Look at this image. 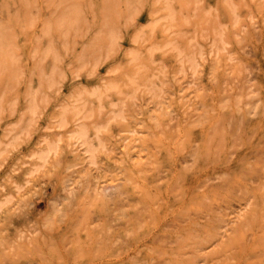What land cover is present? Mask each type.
I'll return each instance as SVG.
<instances>
[{"label":"rangeland","instance_id":"374dc122","mask_svg":"<svg viewBox=\"0 0 264 264\" xmlns=\"http://www.w3.org/2000/svg\"><path fill=\"white\" fill-rule=\"evenodd\" d=\"M12 1L0 0V24H7L10 29L18 59L17 79L13 83L4 81L0 86V185L6 186L9 179L21 180L26 169L24 162H28L27 155L37 148L40 137L45 133H59L55 127L56 119L64 106L74 103L73 95L120 76L121 71H113L124 64V53L134 46L130 43L134 34L144 30L150 21L155 0H142L141 5L132 7L131 11L139 8L134 23L128 24L122 18L116 22L108 18L109 25L118 30L121 43L120 51L108 59L104 53L95 60L91 54H86L102 25V17L94 16V10L101 7L102 0H89L87 5L71 8L82 19L81 30L65 41L53 40L54 50L60 55L57 63L51 57L44 63L33 57L43 37L44 18L50 14L48 9L38 2L31 11L33 25L28 30L21 29L7 22L9 13L15 10ZM216 5V0L200 2V10H211L209 25L216 15ZM193 6L183 11L176 2V11H183L188 23L176 27L170 36L165 32L167 26L164 23L159 24L157 33L153 35L147 28L145 39L149 41L146 45L162 46L172 39L179 40L180 33L188 39L193 38L196 30ZM241 10L244 29L229 33L230 52L236 57L233 64H226L224 57L218 61L207 57L201 77L194 85H189L174 77L169 54L165 50L156 52L153 61L147 65L152 68V76L164 69L166 71L165 77L156 79L157 83H164L167 93L164 103H154L140 92L137 101L127 108L128 121L112 123L110 131L104 135L109 151L101 155L99 168L88 176L77 173L81 169L79 167L67 169L73 161V154L67 149L27 187L0 221V264H44L43 254L37 250L34 255L28 247L35 248L38 240H44L50 223L58 216L61 219L57 223L58 230L64 232L65 218H81L79 211L83 204H86L93 226L97 225L99 218L93 206L89 205L95 202V189L109 188L107 195L114 197L118 191L116 187L125 177L124 169L130 159L128 153L148 161V154L157 152L160 146L172 151L170 162L173 168L169 170L164 164L156 176L162 178L161 181L169 178L189 180L188 186L196 189L200 200L195 206L188 205L187 209L186 204L192 199L191 192L175 188L171 193V203L176 213L172 220L167 218L164 225L174 222L177 230L178 223L184 219L200 224L203 256L199 264H264V220L261 217L264 186V3L243 0ZM50 41L44 37L41 49L45 50ZM95 65L96 71L92 72ZM53 68L57 69L55 80L60 84L41 90L40 73L46 79ZM37 90L41 99L45 96L49 101L40 104L36 123L27 135L23 129L30 120L28 95ZM117 99L110 97L109 101H121ZM111 111L108 107L93 118L92 123H106ZM128 131L133 134H128ZM17 137L16 143L9 145ZM125 138L127 140L123 142ZM74 177L77 178L73 181ZM249 201L252 204L244 224L230 223L236 220L237 213ZM182 213L184 218L180 216ZM110 226L115 231L120 228L118 221L110 222ZM95 230L96 238L102 237L103 234ZM88 239L78 254H74L68 237L63 243L60 264L119 263V258L96 251L91 245L92 240ZM121 242L118 239L116 243L119 245ZM185 251L189 250L182 252ZM184 257L190 259L192 255Z\"/></svg>","mask_w":264,"mask_h":264},{"label":"bare ground","instance_id":"6f19581e","mask_svg":"<svg viewBox=\"0 0 264 264\" xmlns=\"http://www.w3.org/2000/svg\"><path fill=\"white\" fill-rule=\"evenodd\" d=\"M141 1L102 0L101 7L98 8L91 4V7L96 8L94 16L98 19L102 17V25L100 24V30L86 50V54H91L94 60L97 56L100 59L102 53L105 59L117 54L121 46L120 36L114 25H109L108 18L114 21L126 19L128 24L136 22L139 8L137 7L134 11L131 9L135 4L141 5ZM241 1L243 2V0H216L217 12L213 16L212 25H209L211 10H200L201 0H155L150 11V21L144 30L134 34L130 41L134 46L124 53V64L113 71V73L121 71L120 76L104 85L94 86L90 90L85 89L73 95L74 103L64 106L56 119L55 127L59 133L42 135L37 148L27 155L28 162H24L26 169L21 180L9 179V185H0V221L13 208L27 187L61 158L67 149L73 154V161L67 167L68 170L79 167L81 169L77 173L88 176L92 170L98 169L101 155L109 151L104 135L110 131L112 123L128 121L127 108L137 101L140 92L149 96L154 103H164L166 89L164 83L160 81L159 84L156 79L165 77L166 71L164 69L152 76L150 75L152 68L147 65L153 61L156 52L165 50L169 54L174 77L177 80H184L189 85H194L195 81L201 77L203 62L207 57L217 61L224 57L226 64H233L236 57L230 52L229 33H238L244 29ZM256 1L264 3V0ZM38 2L41 3V7L48 9L50 14L44 18L43 37L33 57L38 58L41 63L51 57L57 63L60 61V55L54 50L53 40L61 42L71 35L79 34L82 19L75 9L71 8L79 4L87 5L89 0H13L12 6L15 10L8 12L7 22L28 30L34 23L31 11L36 8ZM176 2L183 11L194 4L196 25L194 37L188 39L180 33L179 40L172 39L162 46L146 45L149 41L145 39L147 28L150 35H153L157 33L159 24L164 23L167 26L165 32L170 36L176 27L188 23V18L183 11L181 13L176 11ZM9 30L7 24H0V86L4 84V81L13 83L18 76V59L14 52L13 35ZM44 37L50 38L51 41L48 47L42 50L41 41ZM95 71L96 65L92 72ZM56 74V68H53L46 79L44 74L40 73V89L58 86L60 82L55 80ZM59 89L57 88L58 91ZM40 94L37 90L28 95L27 112L30 120L23 129V133L27 135L36 123L40 104L42 102L46 104L49 101L45 96L41 99ZM110 97H116L121 101L110 102ZM108 107L112 109L110 119L101 125L92 123V119ZM127 133L133 134L131 131ZM18 139L19 137L15 138L9 145H14ZM126 140L127 138L123 139V142ZM148 155L147 160L151 162L128 153L130 159L124 169L125 177L116 187L118 191L114 197L107 195L109 188L95 189L93 192L95 202L89 205L93 206V211L99 218L97 225L93 226L94 222L90 221L86 204H83L79 211L81 218H65V230L60 233L57 223L61 219L58 216L50 223L44 240H38L35 248L28 247V251L36 255L39 250L41 255L43 254L44 264H57L62 257L60 255H62L63 243L68 237L74 254H78L79 248L90 238L91 245L96 251L119 258L118 264H199L203 256L200 224L184 219L178 223L177 230L174 228V222L164 225L167 223V218L172 220L176 213L171 203V193L174 189L178 187L191 192L192 199L187 202V209L188 205L195 206L200 202L197 191L194 187L188 186L189 180L169 178V180L161 181L162 178L156 176V172L161 171L164 164L169 170L173 168L170 162L171 150L160 146L157 152H150ZM1 156L2 154H0V160ZM155 164L157 166H154ZM262 193L263 215L261 217L264 220V186ZM69 194L72 195L71 192ZM251 204L252 202H247L245 207L237 213L236 220L230 223L244 224ZM112 221H118L120 228L117 231L112 230L110 226ZM95 229H98L97 233L103 234L102 237L96 238ZM118 239L122 240L119 245L116 243ZM184 249L189 251L182 252ZM188 254H191L192 258L185 259L184 256Z\"/></svg>","mask_w":264,"mask_h":264}]
</instances>
